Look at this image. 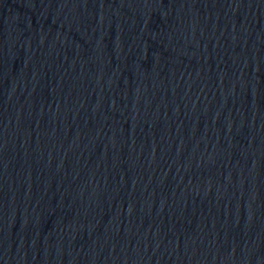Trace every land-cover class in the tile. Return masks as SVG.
<instances>
[{
    "label": "water",
    "instance_id": "obj_1",
    "mask_svg": "<svg viewBox=\"0 0 264 264\" xmlns=\"http://www.w3.org/2000/svg\"><path fill=\"white\" fill-rule=\"evenodd\" d=\"M0 264H264V0H0Z\"/></svg>",
    "mask_w": 264,
    "mask_h": 264
}]
</instances>
